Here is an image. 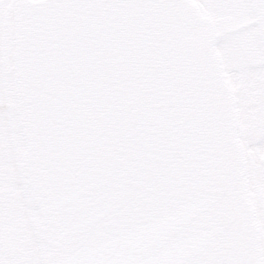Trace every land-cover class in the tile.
Returning a JSON list of instances; mask_svg holds the SVG:
<instances>
[{
	"label": "water",
	"instance_id": "95a60500",
	"mask_svg": "<svg viewBox=\"0 0 264 264\" xmlns=\"http://www.w3.org/2000/svg\"><path fill=\"white\" fill-rule=\"evenodd\" d=\"M264 42V0H251ZM186 0L22 2L15 93L46 264H264L236 110ZM101 208L115 209L87 223Z\"/></svg>",
	"mask_w": 264,
	"mask_h": 264
},
{
	"label": "flooded vegetation",
	"instance_id": "af4514ba",
	"mask_svg": "<svg viewBox=\"0 0 264 264\" xmlns=\"http://www.w3.org/2000/svg\"><path fill=\"white\" fill-rule=\"evenodd\" d=\"M22 1L0 0V106L11 105L16 124L14 53L16 16ZM203 26L214 36L223 69L232 88L237 135L246 160L249 197L256 211L264 261V44L249 0H189ZM216 17L217 21L213 18ZM15 129L20 133L17 125ZM24 143V142H23ZM0 179V264H46L47 248L39 235L41 216L32 200L23 169L25 149ZM13 163V161L11 162ZM3 164L9 166L8 161ZM7 168V169H6ZM1 169V168H0ZM9 174L11 178H7ZM8 217V221H6ZM6 222V223H5Z\"/></svg>",
	"mask_w": 264,
	"mask_h": 264
},
{
	"label": "rangeland",
	"instance_id": "374dc122",
	"mask_svg": "<svg viewBox=\"0 0 264 264\" xmlns=\"http://www.w3.org/2000/svg\"><path fill=\"white\" fill-rule=\"evenodd\" d=\"M213 18L217 21V25L219 26L220 24H218L217 18ZM14 116V111H12L11 105L6 106L3 104L2 106H0V179L4 177L2 175V169H4V167L12 168L11 165H17V161L21 151L20 147L22 144L24 147L21 134L15 129L16 124L14 121ZM4 159L5 161H8L9 166L3 164ZM12 161L13 163H11ZM16 165L14 167L17 176ZM9 177L11 178V176L8 174L7 178ZM6 202H8L7 199L6 201L4 200V203L3 201H1L0 207H4L5 209L8 208L9 204H7ZM12 209H14V206L9 207L8 211H11ZM5 220L8 221V217H6Z\"/></svg>",
	"mask_w": 264,
	"mask_h": 264
},
{
	"label": "snow or ice",
	"instance_id": "6c2138e0",
	"mask_svg": "<svg viewBox=\"0 0 264 264\" xmlns=\"http://www.w3.org/2000/svg\"><path fill=\"white\" fill-rule=\"evenodd\" d=\"M115 209L101 208L87 221V223H99L106 219L108 216L113 215ZM114 239L105 238L101 239L97 244L88 249L87 252L91 256H99L100 258L79 259L70 258L62 262V264H150V262H137L129 260L109 259L104 258L105 252L112 246Z\"/></svg>",
	"mask_w": 264,
	"mask_h": 264
}]
</instances>
